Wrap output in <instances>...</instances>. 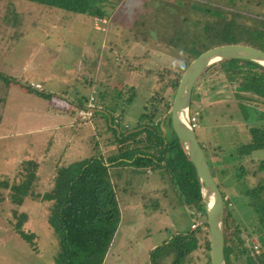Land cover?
<instances>
[{
	"label": "rangeland",
	"instance_id": "obj_1",
	"mask_svg": "<svg viewBox=\"0 0 264 264\" xmlns=\"http://www.w3.org/2000/svg\"><path fill=\"white\" fill-rule=\"evenodd\" d=\"M263 1L243 0L237 6H251L250 12L257 14ZM175 2L184 0H109L104 19H97L27 0H0V264H64L63 235L51 224L44 194L53 186L57 167L94 155L107 157L114 150L105 110L116 104L126 109L121 124L133 127L150 92L171 94L167 83L188 58L169 44L178 27L186 29ZM217 66L194 87L191 111L199 118L195 131L202 145L210 147L209 162L248 164L243 177L237 178L241 172L236 170L216 180L225 198L235 199V206L230 204L236 209L234 224L246 239L253 233L247 243L258 254L262 236L253 225L260 220L242 204L239 193L264 177V172L248 174L264 160V151L246 156L244 162L235 143L246 140L248 125L261 124L264 109L245 112L237 106L233 87ZM33 82L42 88H32ZM86 98L85 104L93 99L96 112H101L91 119L80 114L78 101ZM120 113H114L118 120ZM217 147L220 155L215 156ZM110 174L120 220L104 264H151L153 250L188 229L192 211L182 205L165 173L112 165ZM31 175L33 184H24ZM197 222L201 220L193 225Z\"/></svg>",
	"mask_w": 264,
	"mask_h": 264
},
{
	"label": "trees",
	"instance_id": "obj_2",
	"mask_svg": "<svg viewBox=\"0 0 264 264\" xmlns=\"http://www.w3.org/2000/svg\"><path fill=\"white\" fill-rule=\"evenodd\" d=\"M27 1L58 11L90 14L97 19H104V9L109 2V0ZM239 1L243 0H184L182 4L175 2L180 16L178 19L182 25H186V29L178 27L173 37L169 39V44L173 48L184 50L188 58L179 67L175 78L167 83L172 89L171 94L168 97H159L156 92H150V96L143 103L139 122L133 127L121 124L126 109L120 110L116 104L110 110H105L111 119L107 128L112 132L111 144L115 143L114 150L108 151L107 157L99 153L100 157L94 155L87 161L56 168L53 186L44 194L43 201L50 203L49 219L53 220L51 224L63 235L64 264H104L120 220L117 188L111 181L112 165H132L138 169L149 168L159 171L160 174L165 173L182 205L192 211L189 215L188 229L153 250L151 264H198L199 260L204 261V264H211L209 231L201 186L194 165L173 131L168 112L182 75L191 62L202 53L229 44H243L264 51V1L260 4L263 8L261 7L257 14L250 12L253 10L251 6L249 7L251 9H240L237 6L241 4ZM178 19L175 20L179 22ZM192 23V30L187 29ZM216 65H220L217 66L218 69L233 87L237 106L245 112L264 109V66L248 60H224L207 68L202 76ZM134 98L128 99V102ZM86 101L87 98L78 101L80 108ZM228 105L231 106V103ZM118 110L121 112L119 120L114 116ZM261 112V124L248 125L246 130L248 129L249 135L246 140L235 143L241 161L245 162L248 155L253 156L259 151H264V110ZM100 113L95 112L94 117ZM236 113L239 115L238 110ZM194 115L195 112L191 111V116ZM202 118L203 113L200 114V119ZM229 118L234 119L233 115ZM106 122L108 123V120ZM162 127L166 129L165 136ZM197 127L198 125L195 130ZM197 138L202 144L198 134ZM203 149L207 160H210L212 156L210 147L203 146ZM219 151L217 147L214 155H220ZM209 165L216 183L218 175L230 176L236 170L241 172L236 174L237 178L243 177L245 173L247 174L245 169L249 167L242 162L240 167H236L233 162L230 164L220 161H210ZM263 172L264 160L256 170L248 174L256 176ZM33 176L29 178L30 182L27 179L23 183L33 184ZM161 177L165 180L163 176ZM219 188L225 198V192L220 186ZM245 189L239 194L243 196L242 204L251 212L253 210L260 220L261 226L253 225V230H258L257 233L262 236L261 251L255 254L253 244L248 245L247 240L253 233L246 239L242 236L240 225L234 224L237 217L236 209L230 207L231 201L235 206L233 196L229 200L225 198L226 263L264 264V177L255 184L250 186L248 184ZM25 195L27 193L23 192L22 196ZM197 219H200L201 223L193 229L192 225ZM15 231L23 239H27L24 231L20 229Z\"/></svg>",
	"mask_w": 264,
	"mask_h": 264
},
{
	"label": "water",
	"instance_id": "obj_3",
	"mask_svg": "<svg viewBox=\"0 0 264 264\" xmlns=\"http://www.w3.org/2000/svg\"><path fill=\"white\" fill-rule=\"evenodd\" d=\"M248 60L264 66V51L243 44L214 47L194 59L181 77L168 114L172 128L197 173L210 239L211 264H227L225 257V198L216 183L203 145L191 122L193 90L210 66L224 60ZM165 136L166 129L162 127Z\"/></svg>",
	"mask_w": 264,
	"mask_h": 264
},
{
	"label": "built area",
	"instance_id": "obj_4",
	"mask_svg": "<svg viewBox=\"0 0 264 264\" xmlns=\"http://www.w3.org/2000/svg\"><path fill=\"white\" fill-rule=\"evenodd\" d=\"M32 88H35L36 90H40L42 88V86L40 84H35L33 83L31 85ZM84 107V108H83ZM82 107V110L80 111V114L84 117V118H90L93 117L94 113L97 111V106L96 103L94 102L93 99H91L85 106ZM191 122L193 124L194 127H196L198 124V119L196 117V115H194L193 117L191 116ZM200 217V216H199ZM200 224V222H197L196 224L192 225L193 228H196L198 225Z\"/></svg>",
	"mask_w": 264,
	"mask_h": 264
},
{
	"label": "crops",
	"instance_id": "obj_5",
	"mask_svg": "<svg viewBox=\"0 0 264 264\" xmlns=\"http://www.w3.org/2000/svg\"><path fill=\"white\" fill-rule=\"evenodd\" d=\"M96 27V26H95ZM97 28V27H96ZM97 29H99V28H97ZM103 29V28H102ZM101 29V30H102ZM34 83V82H33ZM35 84H40V85H42L41 83H39V82H35ZM48 95V94H47Z\"/></svg>",
	"mask_w": 264,
	"mask_h": 264
},
{
	"label": "bare ground",
	"instance_id": "obj_6",
	"mask_svg": "<svg viewBox=\"0 0 264 264\" xmlns=\"http://www.w3.org/2000/svg\"><path fill=\"white\" fill-rule=\"evenodd\" d=\"M80 96V95H79Z\"/></svg>",
	"mask_w": 264,
	"mask_h": 264
}]
</instances>
